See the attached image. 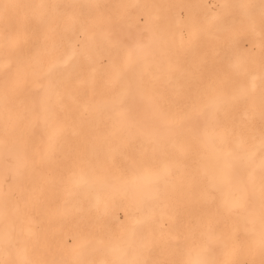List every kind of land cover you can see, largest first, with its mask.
<instances>
[{
  "label": "bare ground",
  "instance_id": "obj_1",
  "mask_svg": "<svg viewBox=\"0 0 264 264\" xmlns=\"http://www.w3.org/2000/svg\"><path fill=\"white\" fill-rule=\"evenodd\" d=\"M0 264H264V0H0Z\"/></svg>",
  "mask_w": 264,
  "mask_h": 264
},
{
  "label": "snow or ice",
  "instance_id": "obj_2",
  "mask_svg": "<svg viewBox=\"0 0 264 264\" xmlns=\"http://www.w3.org/2000/svg\"><path fill=\"white\" fill-rule=\"evenodd\" d=\"M4 7H5V8H7L8 6H7V5H5ZM242 90H243V89H241V91H242Z\"/></svg>",
  "mask_w": 264,
  "mask_h": 264
}]
</instances>
